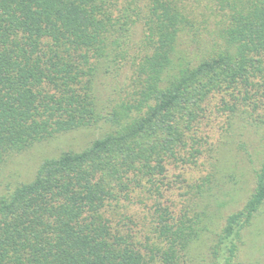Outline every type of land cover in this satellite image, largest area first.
<instances>
[{
  "label": "trees",
  "instance_id": "1",
  "mask_svg": "<svg viewBox=\"0 0 264 264\" xmlns=\"http://www.w3.org/2000/svg\"><path fill=\"white\" fill-rule=\"evenodd\" d=\"M118 1L0 0V167L39 140L109 126L0 194V264H239L264 205V159L243 206L227 214L199 260L191 244L200 231L186 213L159 204L157 241L142 244L109 211L145 184L160 192L166 162H186L182 153L201 141L192 131L213 98L230 124L264 122V0L210 4L209 14L222 16L220 39L203 48L189 45L200 39L186 0H149L132 96L105 112L96 81L121 66L137 15Z\"/></svg>",
  "mask_w": 264,
  "mask_h": 264
},
{
  "label": "rangeland",
  "instance_id": "2",
  "mask_svg": "<svg viewBox=\"0 0 264 264\" xmlns=\"http://www.w3.org/2000/svg\"><path fill=\"white\" fill-rule=\"evenodd\" d=\"M186 2L197 14L194 32L200 39L189 45L203 48L210 41L219 40L216 30L222 16L209 14L210 10H207L210 4L217 1ZM148 3L149 0L118 1L119 8L131 5L137 15L131 26L129 46L121 66L109 73H102L96 81L98 108L102 111H111L117 103L132 96L135 68L142 58L140 54H144L147 40L145 22L150 13ZM116 13L122 12L118 10ZM189 39L190 34H186V41ZM181 42L180 48L185 49L187 44L182 39ZM168 71L172 73V70ZM218 101L219 96L211 100L210 116L202 118L199 127L192 131L201 141L194 145V149L188 146L182 153L188 156L187 161L174 162L169 159L166 162L160 192L155 187L148 189L150 183L145 184V188L133 191L130 199L110 209L109 216L124 233H131L134 240L142 244L157 241L155 210L159 204L169 205L176 215L186 213L197 222L200 236L191 244V254L199 260L201 255L207 254L227 214L241 208L253 190L256 172L264 159V122L259 117L233 118L230 124L227 113L218 111ZM262 109L260 114L264 112V104ZM108 127L105 123L58 133L8 156L0 167V194L19 182L31 180L45 158L58 156L68 149L82 150L102 136ZM190 143L193 141L190 140ZM238 261L239 264H264V205L246 230Z\"/></svg>",
  "mask_w": 264,
  "mask_h": 264
}]
</instances>
